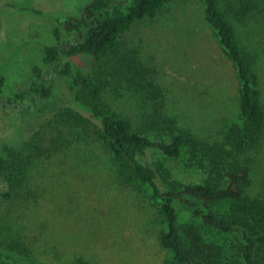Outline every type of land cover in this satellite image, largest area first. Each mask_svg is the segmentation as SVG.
Returning <instances> with one entry per match:
<instances>
[{"label": "trees", "instance_id": "1", "mask_svg": "<svg viewBox=\"0 0 264 264\" xmlns=\"http://www.w3.org/2000/svg\"><path fill=\"white\" fill-rule=\"evenodd\" d=\"M167 2L88 0L77 14L57 18L52 40L32 59L21 84L18 76L9 83L7 74H0V111L40 112L41 99L52 93L51 77L61 79L62 101L54 103L53 113L77 124L95 123L97 138L122 172L150 189L164 225L158 237L171 255L168 264H264V198L249 190L246 159L264 126L262 46L248 27L254 0H227L222 8L219 0H201L207 27L198 28L192 40H180V67L186 71L180 91L160 81L141 47L125 40L137 22L162 14ZM29 11L44 14L41 8ZM86 57L89 64L82 65ZM222 84L235 89L236 119L206 100L204 91ZM117 90L141 96L135 113L117 103ZM181 100L184 109L200 102L195 110L202 111L180 112ZM22 150L0 151V180L9 183L0 198L19 192L33 158ZM158 152L169 158L185 153L202 180L174 178L155 158ZM19 257L15 264H29Z\"/></svg>", "mask_w": 264, "mask_h": 264}, {"label": "rangeland", "instance_id": "2", "mask_svg": "<svg viewBox=\"0 0 264 264\" xmlns=\"http://www.w3.org/2000/svg\"><path fill=\"white\" fill-rule=\"evenodd\" d=\"M87 1L0 0V74H7L9 83L18 76L21 84L32 59L52 40L56 19L77 14ZM226 1L219 0L221 8ZM253 3L248 27L253 40L259 39L262 46L259 87L264 106V0ZM24 6L41 8L44 14ZM202 26L207 27L201 0H168L162 14L137 22L124 39L141 47L143 59L156 69L160 81L180 91V83L186 79L185 68L180 67V40L197 37ZM89 61L86 57L80 63ZM49 85L52 93L41 99L40 112L19 115L11 108L0 111V151L8 154L10 149L20 148L33 154L19 192L10 199L0 198V264H15L19 255L29 264H168L171 255L158 237L164 225L150 189L122 172L97 138L95 123L77 124L53 113L64 88L61 79L53 76ZM121 91L113 92L117 103L131 113L136 111L141 96ZM204 95L212 108L229 119L237 118L232 86L222 84ZM181 102L179 111L183 109L184 114L202 111L195 110L200 102H188L193 106L186 109ZM187 119L184 121L190 124ZM155 158L178 180L203 178L198 168L189 165L185 153L169 158L158 152ZM246 159L251 167L249 190L264 198V126ZM8 186L5 178L0 180V190ZM186 219L183 213L182 220ZM12 254H16L14 258Z\"/></svg>", "mask_w": 264, "mask_h": 264}]
</instances>
